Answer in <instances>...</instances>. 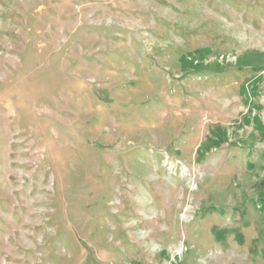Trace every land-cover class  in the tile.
Segmentation results:
<instances>
[{"label":"rangeland","instance_id":"rangeland-1","mask_svg":"<svg viewBox=\"0 0 264 264\" xmlns=\"http://www.w3.org/2000/svg\"><path fill=\"white\" fill-rule=\"evenodd\" d=\"M0 264H264V0H0Z\"/></svg>","mask_w":264,"mask_h":264}]
</instances>
